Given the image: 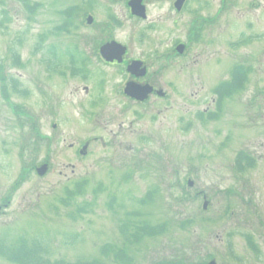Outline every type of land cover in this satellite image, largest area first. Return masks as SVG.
Here are the masks:
<instances>
[{
  "label": "rangeland",
  "instance_id": "obj_1",
  "mask_svg": "<svg viewBox=\"0 0 264 264\" xmlns=\"http://www.w3.org/2000/svg\"><path fill=\"white\" fill-rule=\"evenodd\" d=\"M174 1L144 0L142 20L120 0H0L5 246L70 263L123 264V248L129 264H264V0H190L208 8L192 38ZM108 39L150 72L154 51L166 95L125 100L119 69L97 54ZM238 155L253 165L237 170ZM130 220L160 232L126 240Z\"/></svg>",
  "mask_w": 264,
  "mask_h": 264
},
{
  "label": "flooded vegetation",
  "instance_id": "obj_2",
  "mask_svg": "<svg viewBox=\"0 0 264 264\" xmlns=\"http://www.w3.org/2000/svg\"><path fill=\"white\" fill-rule=\"evenodd\" d=\"M189 2L190 0H183L182 6L179 9V11H181L182 9L189 11V20L192 25V28L190 29L189 32H190V37L192 38L193 36L199 34L201 25H203L204 21L207 20V13L205 12V10H203L204 8H207V7H205V3H203L201 5H198L195 9H191V8L188 9ZM219 3L221 4L222 0H219ZM219 16L220 14H219V8H218L214 14L215 23H217ZM151 23H152L151 25L152 30L154 32V16H153ZM186 48H187V45H185L184 50ZM152 60H153L152 71L150 72L148 67L144 64L145 63L144 60L138 57L128 56V49H126V52L123 55L122 60L120 62H118L117 60H113L112 62H105L104 60L101 59V61L103 62L105 66L112 67L114 69H119V73L121 75V82H120V85H118V88L120 89L119 94L125 100L129 101L130 103L134 105H138V106L147 104L151 98H154V96L160 97L158 93L159 88L154 84V51L152 55ZM136 61H140L141 64L136 70H132L130 68V65ZM138 71H139V74L136 73ZM140 71L141 72L143 71L142 74H140ZM128 85L134 86L135 88L139 86H146L149 92L146 94V96L143 99H140L138 98V96H131L129 94L130 92L128 93L125 90V87ZM162 93L164 92L162 91ZM165 95L166 94L164 93L161 96L164 97ZM251 158H252L251 155H243V157L237 156L236 157L237 167L241 169H247L249 165L246 163H250ZM249 239L250 241L249 243H247V246L249 247V250L251 251V253L253 255H256L258 251V248H257L258 246L256 245V242L253 241L252 237L249 236Z\"/></svg>",
  "mask_w": 264,
  "mask_h": 264
},
{
  "label": "trees",
  "instance_id": "obj_3",
  "mask_svg": "<svg viewBox=\"0 0 264 264\" xmlns=\"http://www.w3.org/2000/svg\"><path fill=\"white\" fill-rule=\"evenodd\" d=\"M67 19V18H65ZM61 27H64L66 29L71 28V24L65 21H62ZM68 31V30H67ZM70 58L74 59V56L72 54V51L67 54ZM243 75L242 73H237L235 75V78H241L240 76ZM242 79V78H241ZM14 80V79H13ZM13 88H16L17 81H13ZM239 84V83H238ZM225 90H228L226 87H224ZM221 91L220 94L224 95L226 94V91ZM130 217V216H129ZM128 217V218H129ZM127 221H129V219ZM132 223L134 229L133 231L129 232V234H125L123 232V236H125L126 240H132L136 241L141 235L146 234H155L160 232L158 228L154 229V226H149L147 223L136 220H130ZM127 235V236H126ZM130 238H129V237ZM9 246V245H8ZM5 246L3 241L0 240V254L4 256L6 259L13 261L17 264H102L98 260H84V261H75V262H64L60 260H50L49 258L44 257L41 254V248L38 244L34 243L32 245H28L24 240H19L17 243V246ZM108 251V250H105ZM115 259L123 264H129V259L125 257L123 248H119L118 252H115L114 254ZM154 264V263H152ZM167 264H183L179 261H173L172 263L168 262Z\"/></svg>",
  "mask_w": 264,
  "mask_h": 264
},
{
  "label": "water",
  "instance_id": "obj_4",
  "mask_svg": "<svg viewBox=\"0 0 264 264\" xmlns=\"http://www.w3.org/2000/svg\"><path fill=\"white\" fill-rule=\"evenodd\" d=\"M141 3H142V0H129L128 1V5L131 8V13L136 16L144 18L145 8ZM181 4H182V0H177L174 3L175 7L178 9L180 8ZM91 21H92V18L88 17L87 22L90 23ZM177 50L181 52L182 45L178 46ZM124 52H125V47L115 41L107 42L100 47L101 56L105 60H108V61L113 60V59H117L118 61H121V57ZM139 65H140V62H134L133 64L130 65V68L132 70H136L139 67ZM142 72L140 71V74H142ZM136 73L139 74V71ZM125 90L128 93L130 92L129 94L131 96H138V98L140 99H143L146 96V94L149 92L146 86H139L135 88L134 86L128 85ZM85 147L86 145L83 147V150L85 149ZM46 170H47L46 164H42L40 167L36 168V172L39 175H43L46 172ZM203 206L205 207V205ZM208 264H215V261L211 260L208 262Z\"/></svg>",
  "mask_w": 264,
  "mask_h": 264
}]
</instances>
